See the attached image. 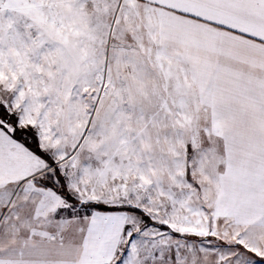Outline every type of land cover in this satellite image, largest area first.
Masks as SVG:
<instances>
[{"label": "snow or ice", "instance_id": "obj_1", "mask_svg": "<svg viewBox=\"0 0 264 264\" xmlns=\"http://www.w3.org/2000/svg\"><path fill=\"white\" fill-rule=\"evenodd\" d=\"M0 264H264V0H0Z\"/></svg>", "mask_w": 264, "mask_h": 264}]
</instances>
